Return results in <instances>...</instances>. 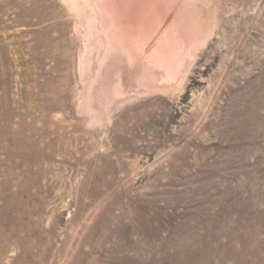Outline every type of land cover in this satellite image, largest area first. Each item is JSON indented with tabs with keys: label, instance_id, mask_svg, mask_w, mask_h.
Masks as SVG:
<instances>
[{
	"label": "rangeland",
	"instance_id": "obj_1",
	"mask_svg": "<svg viewBox=\"0 0 264 264\" xmlns=\"http://www.w3.org/2000/svg\"><path fill=\"white\" fill-rule=\"evenodd\" d=\"M0 264H264V0H0Z\"/></svg>",
	"mask_w": 264,
	"mask_h": 264
},
{
	"label": "bare ground",
	"instance_id": "obj_2",
	"mask_svg": "<svg viewBox=\"0 0 264 264\" xmlns=\"http://www.w3.org/2000/svg\"><path fill=\"white\" fill-rule=\"evenodd\" d=\"M131 1V0H130Z\"/></svg>",
	"mask_w": 264,
	"mask_h": 264
}]
</instances>
